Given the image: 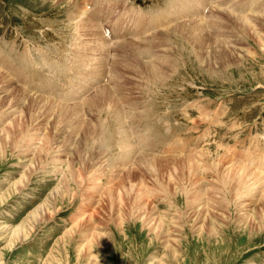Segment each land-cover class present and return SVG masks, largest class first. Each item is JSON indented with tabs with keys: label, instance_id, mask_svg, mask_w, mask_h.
Wrapping results in <instances>:
<instances>
[{
	"label": "rangeland",
	"instance_id": "1",
	"mask_svg": "<svg viewBox=\"0 0 264 264\" xmlns=\"http://www.w3.org/2000/svg\"><path fill=\"white\" fill-rule=\"evenodd\" d=\"M220 1L216 11L224 9ZM186 2L0 0V77L6 75L0 79V264H264V182L245 190V198L212 192L215 170H227L222 160L264 177V0H224L226 22L216 23L226 26V54L233 58L211 68L169 32L179 17L159 26L158 17L183 9L189 15ZM238 9L260 17L253 28L231 18ZM92 25L99 31L87 33ZM139 26L144 36L137 35ZM153 36L154 60L178 63L159 83L134 68L140 66L135 44L139 50ZM123 66L115 78L113 70ZM13 88L45 99L53 114L30 123L34 115ZM105 88L119 90L122 114L103 107L101 125L110 135L102 139L92 134L100 113L84 105ZM74 106L85 110L62 123L56 113ZM17 117L29 123L20 127ZM20 128L31 140L20 143ZM124 131L135 152L128 162ZM38 138L39 150L32 151ZM140 155L189 157L196 180L175 161L138 165ZM232 185L241 190L242 184ZM200 194L204 199L197 200Z\"/></svg>",
	"mask_w": 264,
	"mask_h": 264
},
{
	"label": "bare ground",
	"instance_id": "2",
	"mask_svg": "<svg viewBox=\"0 0 264 264\" xmlns=\"http://www.w3.org/2000/svg\"><path fill=\"white\" fill-rule=\"evenodd\" d=\"M185 1H187L186 3L187 4H192V7H190L191 9H190V14L189 15H185V12L182 10V11H180L179 12V16H177V15H172V14H170V15H168V16H165V17H158L159 18V20H161V25H159V23H158V25L159 26H163V28H164V26H166V25H168L169 26V24L171 23V22H173L174 20H176L177 19V17H179L180 18V20L179 21H176L174 24H171V28H170V30H169V32L172 34V35H176V36H178V37H181V39H183V41L185 40L186 41V43H187V45L188 46H190L191 47V49H194V54L196 53V55H197V57H199V60L201 61V63L203 62V63H206L207 64V66L209 67V68H211V66L214 64L215 66H216V64H217V66H220L221 67V65L223 64H225L226 63V57H229L228 59L229 60H227V61H231L230 60V58L232 57V55L231 54H226V37H225V33H226V26L225 25H223V24H220V23H216V20H218V21H220L219 19H225V21L224 22H226V12H224V10H225V6H226V3L224 2V0H221L220 2H221V4H222V6L221 7H224V9H218V11H216L217 10V8L216 7H219V5H218V3H219V0H185ZM224 2V3H223ZM213 4V5H212ZM244 4V3H243ZM183 5V4H182ZM211 5H212V8H211ZM245 5V4H244ZM180 6V5H179ZM188 6V5H187ZM187 6H185V7H187ZM229 6V5H228ZM242 6V5H241ZM251 6V5H250ZM189 7V6H188ZM200 7H203V10L202 11H204V13L207 11V14L205 15L203 12H200ZM78 8H79V6H78ZM206 8H208V9H206ZM220 8V7H219ZM242 8V7H241ZM249 9H251V7H248ZM80 9V8H79ZM212 11H211V10ZM246 9V8H245ZM248 9V10H249ZM188 10V9H187ZM229 10H231V8H230V6H229ZM240 12H239V14H234V13H232V14H230V13H228V14H230V16H231V18L233 19V20H236L237 22H238V26L240 27V28H247V27H249L250 29L251 28H253V25H254V23L256 22V20H259L258 18H260V17H255V16H253V15H251V16H249L248 14L247 15H245L246 13V10H240V9H238ZM247 10V11H248ZM226 11V10H225ZM251 11V10H250ZM259 12H260V10H258ZM227 12H229V11H227ZM82 13H85V11L84 12H82ZM180 13H181V15L182 16H180ZM217 13H218V15H217ZM238 13V12H237ZM251 13H255V12H252L251 11ZM193 14H197V15H193ZM205 15V17H203L204 15ZM220 14V15H219ZM234 14V15H233ZM203 15V16H202ZM134 16V15H133ZM172 16V17H171ZM198 17L196 20H194L193 21V19H195V17ZM153 17V16H152ZM151 17V18H152ZM131 18V17H130ZM143 18V17H142ZM168 18V19H167ZM178 18V19H179ZM184 18H188V19H192V21H187L188 23H185L183 20H185ZM216 18V19H215ZM154 18H152V20H153ZM136 21V20H135ZM149 21V20H148ZM154 21V20H153ZM153 21H151V22H153ZM223 21V20H222ZM222 21H220V22H222ZM90 22V21H89ZM132 22V21H131ZM150 22V21H149ZM138 23V22H137ZM243 23V24H242ZM242 24V25H241ZM151 26V25H150ZM153 26V25H152ZM155 26H157V23H156V25ZM91 27V29H89L88 30V32L87 33H89V32H91V33H93V32H96L98 29H99V26H98V28H97V26L95 25V26H90ZM123 27H124V25H123ZM170 27V26H169ZM168 27V28H169ZM134 28V27H133ZM136 28V27H135ZM153 28V27H152ZM156 28V27H155ZM212 30V32H211V30ZM86 30V29H85ZM92 30V31H91ZM155 30V29H154ZM208 30H210V32H207ZM99 31V30H98ZM114 31V33L116 34V36L118 37V32L114 29L113 30ZM129 31H130V29H129ZM136 31L138 32L137 33V35L139 34V35H143V33H144V31H146L142 26H139L137 29H136ZM134 33V32H133ZM151 34H153V33H151ZM148 36H150L149 34H147ZM234 35V34H233ZM254 35V34H253ZM90 36H92V35H90ZM144 36V35H143ZM141 39L143 38L142 36H139ZM159 37V36H158ZM161 37H164V34H161ZM175 37V36H174ZM146 38H147V36H146ZM157 39V36H153L152 37V39H145V40H143V43L141 42V44H144L145 42V44H144V46L142 47V46H138V49L139 50H136V48H137V45L135 44V46L133 45V44H131V47L132 46H134L135 47V49H134V47H132L136 52H135V55H134V58L136 57V58H138V60H140V61H136V64L135 65H140V66H134V68H137V69H139L140 70V72H141V75H143V76H145L146 75V77H147V79L151 82V83H159V82H162V81H165V78L167 77V70L169 69V67H175V65H177L178 63H177V61L176 62H174V61H171L170 59H167V60H165V61H163L162 59V63H160V62H158V61H155L154 59H155V57L156 56H154V53L152 52V48H153V50H154V47H155V45H154V47H153V41H155L154 39ZM88 39H89V37H88ZM140 39V40H141ZM144 39V38H143ZM102 41L103 40H101V41H99L100 43H102ZM106 41V40H105ZM137 41V40H136ZM142 41V40H141ZM172 41V40H171ZM228 41V40H227ZM106 43H107V41H106ZM128 43H133V42H128ZM139 44V43H138ZM121 46V45H120ZM124 46H125V44H124ZM128 46H129V44H128ZM127 45H126V47H128ZM157 46V45H156ZM162 46V45H161ZM126 47H123V48H126ZM171 47V46H170ZM97 48V47H96ZM117 48H118V45H117ZM116 48V49H117ZM120 49H121V47H119ZM166 48V47H165ZM98 49H100V47L98 48ZM105 49H107V48H105ZM105 49L103 48V49H101L100 51L98 50L97 52L99 53V55H101L104 51H105ZM114 49H115V47H114ZM128 49H131V48H128ZM97 50V49H96ZM120 51V50H119ZM131 51V50H130ZM121 52V51H120ZM133 52V51H132ZM131 52V53H132ZM155 52V51H154ZM169 52H170V50H169ZM156 53V52H155ZM168 53V52H167ZM230 53V52H229ZM98 55V54H97ZM99 55H98V57H99ZM103 56V55H102ZM121 56V55H120ZM124 56V55H123ZM132 57H133V55H132ZM127 58V57H126ZM149 58H151L150 59V61L151 62H149V63H147V61L146 62H141V61H144V60H146V59H149ZM152 58H153V61H152ZM233 58V57H232ZM82 59V58H81ZM81 59H80V61H81ZM89 60V59H88ZM91 60V59H90ZM122 61H123V59H121ZM130 60V59H129ZM157 60V59H156ZM173 60V59H172ZM198 60V61H199ZM87 61V60H86ZM94 61V60H93ZM96 61V60H95ZM115 61V60H114ZM120 61V60H119ZM99 62V61H98ZM113 63H115V62H113ZM112 63V64H113ZM123 63V62H122ZM131 63V62H130ZM135 63V62H134ZM177 63V64H176ZM96 64V63H95ZM132 64V63H131ZM103 66H104V64H102ZM101 65V66H102ZM116 65H118V63H116L115 64V67H114V65H113V67L114 68H117L118 66H120V65H118V66H116ZM127 65H129V64H127ZM125 67V68H124ZM129 67V66H128ZM132 67V66H131ZM79 68V67H78ZM101 68V67H100ZM179 68V67H178ZM176 69V68H175ZM81 70V69H80ZM132 70H133V68H132ZM136 70V69H135ZM213 70V69H212ZM113 71H115V74H114V76H115V78L117 77V78H120L121 79V77H119L120 75H122L123 76V74L120 72V71H126V66H123V68H118V69H114ZM83 72V71H82ZM81 73V72H80ZM121 73V74H120ZM0 74H2L3 75V73H1L0 72ZM85 74V73H84ZM112 74V73H111ZM113 75V74H112ZM139 75V74H138ZM4 76H6V75H4ZM4 76H2V77H0V79L1 78H3ZM105 76V74L103 75V77ZM114 76H112V77H114ZM8 77V76H7ZM9 78V77H8ZM8 78L6 79L7 80V82H8ZM123 78V77H122ZM110 79V78H109ZM168 79V78H167ZM166 79V80H167ZM114 82H115V84H116V80H114V78L112 79ZM111 81V80H110ZM130 81V80H129ZM6 82V81H5ZM6 82V83H7ZM9 82H10V80H9ZM29 84V83H28ZM6 85V84H5ZM10 85V84H9ZM29 86V85H28ZM5 87V86H4ZM7 87H8V85H7ZM11 87V86H10ZM124 87V86H123ZM6 88V87H5ZM17 88V87H16ZM16 88H13L14 90H11V91H14L13 93L16 95V97L17 98H19L20 100H24V102L26 101V105L25 106H29L28 108H29V112H30V117L32 118L33 117V115H34V118H32L31 120H33L32 122H30V123H33L34 121H35V119H37L38 120V116L40 117V116H44V117H49V116H51L52 114H53V109H52V104L51 103H49V102H47L45 99H39L38 97H37V99H36V97H35V99H34V96L33 95H30L29 93H27L26 91H24V90H21V89H16ZM11 89V88H10ZM125 88H123V90H124ZM10 91V90H9ZM12 93V92H11ZM12 93V94H13ZM7 94V93H6ZM9 94V93H8ZM119 94H120V92H119V90L117 89V88H114L113 89V91H110L109 89H107V88H105V89H102V90H100L99 92H97V94L93 97V98H90L86 103H85V105H84V107H88L90 110H91V112L92 111H96L98 114H99V118H97V116L95 117V118H97V119H99L98 121L99 122H97V128H95V131L92 133V134H95L96 132H97V134H100V135H102V137L105 135H108V132H107V134H106V131L104 132L103 131V128H102V125H101V114L103 113V114H106L107 113V110H106V108H103L105 105H107V108H108V105L110 106V108H111V112L112 113H114V115L115 114H117V116H118V114H122V112L120 111V107H118L117 106V104L119 105V103H117L116 104V99H118V97H119ZM128 94V93H127ZM11 95V94H10ZM121 95H122V92H121ZM8 98H9V96L8 95H6ZM14 97V96H13ZM12 97V98H13ZM121 97V96H120ZM11 98V97H10ZM121 99V98H120ZM119 99V100H120ZM5 100V99H4ZM17 100V99H16ZM129 100V99H128ZM127 100V101H128ZM46 101V102H45ZM14 102H15V100H14ZM23 102V103H24ZM121 102H122V100H121ZM44 103H45V105H44ZM133 103V102H132ZM131 103V104H132ZM134 103H135V101H134ZM128 104V103H127ZM130 104V105H131ZM55 105V104H54ZM57 105V104H56ZM125 105V104H124ZM134 107V106H133ZM25 108H27V107H25ZM84 108L82 107V106H74V108H72V107H62L56 114H58V116H59V118L60 119H62V123H66V118H67V116L71 113H75V115H73V116H76V118H78L79 116H80V113L82 112V110H83ZM85 110V109H84ZM89 110V111H90ZM18 111V110H17ZM22 111V110H21ZM26 110H24V111H22L23 113L25 112ZM27 111V112H28ZM89 111H87V112H89ZM95 112V113H96ZM102 112V113H101ZM86 113V112H85ZM90 113V112H89ZM94 113V112H93ZM92 113V114H93ZM108 113L110 114V111H108ZM25 114V113H24ZM28 115H29V113H27ZM26 114V115H27ZM124 114V113H123ZM143 114V113H142ZM71 115V117L73 118V116ZM79 115V116H78ZM148 115V114H147ZM95 116V115H94ZM109 116H111V115H109ZM113 116V115H112ZM130 116V115H129ZM135 116V118L136 119H138L139 117H140V114H136V115H134ZM144 116V115H143ZM24 117V116H23ZM27 117V116H26ZM36 117V118H35ZM70 117V118H71ZM93 117V116H92ZM119 117V116H118ZM22 118V117H21ZM21 118L19 119L18 117H17V119L19 120V123L18 124H20V123H24V125L27 123L26 121V123L25 122H23V120H21ZM25 118V117H24ZM23 118V119H24ZM72 118L70 119V121L72 120ZM76 118H74L75 119V121L77 120ZM114 118V117H113ZM120 118V117H119ZM148 118V117H147ZM68 119V118H67ZM143 119V118H142ZM15 120H16V118H15ZM30 120V119H29ZM30 120V121H31ZM17 121V120H16ZM55 121V120H54ZM118 121H119V119H118ZM73 123H74V121H72ZM71 122V123H72ZM81 122V121H80ZM12 123H15L14 121L12 122ZM29 123V122H28ZM27 123V124H28ZM47 123V122H46ZM15 125V124H14ZM16 125H17V123H16ZM16 125L15 126H13V127H11L10 125V127L11 128H15L16 127ZM69 125H70V122H69ZM82 125H84V124H82ZM82 125H79L77 128H75L76 129V131L78 132H81V128H80V126L83 128V126ZM86 125V124H85ZM22 125L20 124V127H21ZM86 127H87V125H86ZM9 128V127H8ZM18 129H19V127H17ZM23 128V127H22ZM22 128H20V131H18V134H19V136H20V138L19 139H21L20 141V143L22 144L23 142H24V140L25 139H28V140H31V138H29V133H28V135H27V131H24ZM89 127H87L86 129H88ZM91 128V127H90ZM84 129V128H83ZM92 129V128H91ZM8 130V129H7ZM7 130H5V131H7ZM36 130H37V128H36ZM39 130V129H38ZM75 131V130H74ZM75 131V132H76ZM89 131H90V129H89ZM3 132V131H2ZM12 132V131H11ZM38 132V131H37ZM36 132V133H37ZM72 132H73V130H72ZM9 132L7 131V134H8ZM87 133H89V134H87ZM6 134V133H5ZM32 134V133H31ZM85 135V137H91V132H86V133H84ZM123 134H124V137H125V140L123 139V142H122V148L121 149H123V152H124V160H125V162H128V161H130L131 160V158H132V155H133V153H135V152H132L133 151V149H132V151L130 150L131 149V147H130V140H129V137H130V135H128L127 136V134L125 133V131L123 132ZM126 134V135H125ZM0 135H1V133H0ZM36 135V134H35ZM34 135V137H36ZM110 135V134H109ZM108 135V136H109ZM140 135V134H139ZM8 136H9V134H8ZM8 136H6L7 138H6V141L8 140ZM99 136V135H98ZM97 136V137H98ZM122 137H123V135H121ZM11 137V136H10ZM9 137V138H10ZM41 137V136H40ZM68 137V136H67ZM101 137V136H100ZM100 137H99V139H100ZM4 138V137H3ZM69 138V137H68ZM93 138V137H92ZM104 138H106V137H103L102 139H104ZM13 139V138H12ZM18 139V140H19ZM95 139H97L96 137H95ZM1 140V139H0ZM17 140V141H18ZM4 141V140H3ZM102 141V140H101ZM137 141V140H136ZM141 141V140H140ZM19 142V141H18ZM42 142V139L41 138H38V142H37V144L36 145H33V144H31L32 145V151H37V150H39V145H41L40 143ZM107 142V141H106ZM101 143V142H100ZM103 143H104V141H103ZM120 143V142H119ZM142 144H143V142H141ZM2 144V143H1ZM7 144V143H6ZM10 144V143H9ZM46 141H45V143H44V146H43V149L45 148V146H46ZM106 144V143H105ZM105 144H103V145H105ZM24 146H27V144H25ZM121 146V145H120ZM31 147V146H30ZM104 147V146H103ZM130 148V149H129ZM42 149V150H43ZM45 150H46V148H45ZM141 151V150H140ZM138 152V151H137ZM80 153V152H79ZM138 154V153H137ZM39 155V154H38ZM105 155V154H104ZM227 158V157H226ZM225 157H224V159H226ZM83 159V158H82ZM136 161H137V163H138V165H141V164H143V165H145V166H147V164H148V162L149 161H154L153 163H155V162H159V164L158 165H161V163L162 162H174V163H178V167H179V171L180 170H183L182 172H184V170L185 169H187L189 172H190V176H189V181H192V177L194 176V179L196 180V178H195V170H196V172H197V169H195L194 167H193V164H191V158H189V157H185V158H182V159H177L176 157H175V159H172L171 157H169V158H159V157H152V156H145V155H140L139 156V158H137V159H135ZM83 161H85V160H83ZM133 161H134V157H133ZM184 161H187V163L186 162H184ZM224 161V162H223ZM230 161L231 160H222V162H223V164L225 163L226 164V167H227V170H226V168L224 169H221V171H220V169L218 170L217 168V170H215V174H216V176L219 178V181L217 182V184H216V186L214 187V189H213V191L212 192H214L215 194L216 193H220V194H222V193H224V195L226 194L228 197H230L231 199L233 198V199H236V198H241V196H243L244 195V193H246L247 194V192L246 191H248V190H252V188L254 187V185L255 184H258V183H263L264 182V177L263 176H261L260 174H256V173H253V172H249L248 171V167H244L243 165H240V164H238L237 166H235V162H233L232 161V163L229 165L228 164V162L230 163ZM89 162V161H88ZM180 163V164H179ZM219 164H221V163H219ZM164 165V164H163ZM166 165V164H165ZM177 165V164H176ZM155 166H156V164H155ZM221 166V165H220ZM262 167H264L263 165H261ZM133 167V166H132ZM157 167H159V166H157ZM157 167H156V169H157ZM223 167V166H222ZM221 167V168H222ZM139 168V167H138ZM161 168V167H160ZM163 168H164V166H163ZM130 169H132L131 167H130ZM81 172V171H80ZM135 173V172H134ZM185 173V172H184ZM181 174V173H180ZM186 174V173H185ZM184 174V175H185ZM188 174V173H187ZM128 178V177H127ZM173 178V177H172ZM126 180V179H125ZM252 180H255V182L253 183V184H251L252 182ZM234 182H236V184H237V182H238V184H242V186H241V190L239 191V190H237V188L235 187V185H232ZM240 182V183H239ZM118 184H119V182H117ZM124 183V182H123ZM129 184V183H128ZM115 186H117V184L115 185V184H113V186H111L110 188H109V190L110 191H113L112 189H114V187ZM126 186V185H125ZM236 186H238V185H236ZM116 188V187H115ZM239 188V187H238ZM263 188V187H262ZM107 190V189H106ZM246 190V191H245ZM245 191V192H244ZM254 191V190H253ZM257 191V190H256ZM235 192H237V193H235ZM255 192V191H254ZM250 193H252V192H250ZM119 194V193H118ZM120 195V194H119ZM263 196H264V191H263ZM119 197V196H118ZM198 197V199L197 200H201V199H204L203 198V194H200V195H198L197 196ZM244 197V196H243ZM246 197V196H245ZM244 197V198H245ZM226 200V199H225ZM198 203V202H197ZM196 203V204H197ZM219 205V204H218ZM148 206V205H147ZM207 206V205H206ZM221 206V205H220ZM222 207V206H221ZM42 212H43V210H42ZM36 214V213H35ZM43 215H44V212H43ZM32 218H34V217H32ZM39 218V217H38ZM37 219V218H36ZM43 219V218H42ZM34 220V219H33ZM39 221V220H38ZM77 224V223H76ZM77 228H78V226H77ZM17 229H19V227L17 228Z\"/></svg>",
	"mask_w": 264,
	"mask_h": 264
}]
</instances>
